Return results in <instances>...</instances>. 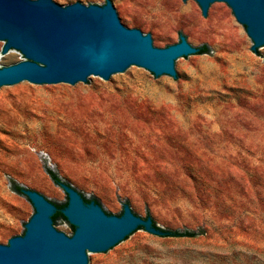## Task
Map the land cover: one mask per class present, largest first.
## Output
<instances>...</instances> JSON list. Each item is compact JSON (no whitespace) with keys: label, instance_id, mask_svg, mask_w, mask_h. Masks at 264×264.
I'll use <instances>...</instances> for the list:
<instances>
[{"label":"rangeland","instance_id":"obj_1","mask_svg":"<svg viewBox=\"0 0 264 264\" xmlns=\"http://www.w3.org/2000/svg\"><path fill=\"white\" fill-rule=\"evenodd\" d=\"M113 1L132 29L160 40L158 48L185 37L210 53L179 65L190 83L136 70L116 86L97 78L95 90L28 84L0 92L4 245L24 235L35 214L16 189L68 204L55 174L115 216L132 199L138 216L162 229L204 233L156 239L142 230L118 253L93 255L95 264H264V54L253 51L230 7L209 22L184 0ZM59 224L73 235L67 220Z\"/></svg>","mask_w":264,"mask_h":264},{"label":"water","instance_id":"obj_2","mask_svg":"<svg viewBox=\"0 0 264 264\" xmlns=\"http://www.w3.org/2000/svg\"><path fill=\"white\" fill-rule=\"evenodd\" d=\"M184 1L200 6L209 22L219 7H230L246 27L253 51L264 54V0ZM159 44L145 30L132 29L113 0L105 6L77 2L67 7L56 0H0V92L28 84L95 90L97 78L116 86L118 78L136 70L163 81L189 82L179 65L197 56L199 46L185 37L168 48ZM61 187L69 198L61 213L75 228L73 235L61 232L59 218L53 219L58 207L49 198L22 190L35 214L25 234L8 245L0 234V264H95L93 255L118 253L140 227L166 239L158 237L162 233L152 218L138 216L132 199L118 217L111 205L86 203L81 187L70 180Z\"/></svg>","mask_w":264,"mask_h":264},{"label":"trees","instance_id":"obj_3","mask_svg":"<svg viewBox=\"0 0 264 264\" xmlns=\"http://www.w3.org/2000/svg\"><path fill=\"white\" fill-rule=\"evenodd\" d=\"M210 53V50H209V47L207 46V45H205V46H202V47H199V51H198V53L196 54V55H204V54H209ZM51 176H52V179H53V181L56 183V184H58V185H61V179L58 177V176H56L55 174H51ZM172 176L173 177H178V175L177 174H172ZM187 177H189V178H192V179H194V177H195V179H199V177L200 176H195V175H193L194 177H191V175H189V174H187L186 175ZM201 179V178H200ZM16 191L17 192H20L21 194H23L22 193V190H21V188H18V189H16ZM220 195H221V193H220ZM84 198V197H83ZM84 200H85V202L86 203H91L92 201H89V200H87V199H85L84 198ZM93 202H95L96 204H99L97 201H93ZM67 206V204L66 205H64V206H61V207H58V212L54 215V217H53V219H54V221L56 220V219H58V218H64L65 220H66V218L64 217V215L61 213V210L62 209H64L65 207ZM224 206V205H223ZM153 220V226L157 229V230H159V231H161V233H162V235L161 236H158V237H160V238H168V239H182V238H191V239H194V238H197V237H199L200 235H203L204 233L202 232V233H200V234H198V233H196V232H181V231H178V230H168V229H162V228H160L158 225H157V223H156V221L154 220V219H152ZM72 227V229H73V233L75 232V228L73 227V226H71ZM139 230H144V228H142V227H140L137 231H139ZM145 231V230H144ZM136 232V231H135ZM129 237H127L126 238V240L128 239Z\"/></svg>","mask_w":264,"mask_h":264}]
</instances>
